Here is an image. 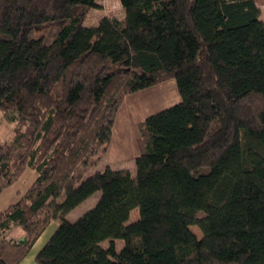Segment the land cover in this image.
<instances>
[{
  "label": "trees",
  "instance_id": "obj_1",
  "mask_svg": "<svg viewBox=\"0 0 264 264\" xmlns=\"http://www.w3.org/2000/svg\"><path fill=\"white\" fill-rule=\"evenodd\" d=\"M119 3L122 19L85 26L95 0H0V111L14 122L0 139V193L35 172L0 209V264H17L58 220L38 264H264L257 0ZM170 78L180 101L139 123L134 171H92L124 96Z\"/></svg>",
  "mask_w": 264,
  "mask_h": 264
},
{
  "label": "rangeland",
  "instance_id": "obj_2",
  "mask_svg": "<svg viewBox=\"0 0 264 264\" xmlns=\"http://www.w3.org/2000/svg\"><path fill=\"white\" fill-rule=\"evenodd\" d=\"M98 8H92L84 20L86 23H93L90 26L96 25L97 21L103 16L115 17L122 19L124 11L119 3V0H95ZM261 11V19L264 20V0H257ZM58 25V24H57ZM87 25V24H86ZM56 27L48 25L40 28L37 35L44 34L51 36ZM180 101V96L176 90L175 81L173 78L164 80L163 82L131 94L124 96L119 105L116 118L112 127V135L106 151L102 155L99 163L92 171L102 169L105 166L111 168H128L134 171V158L138 155V125L145 117L159 110L170 107ZM14 122L7 118V114L0 111V139H7L12 135ZM35 172L26 168L9 188L0 193V209L10 203H13L17 198V193L22 194L26 187L33 181ZM99 191L94 192L89 198L77 205L73 210L66 214L65 218L68 221H74L78 216L90 209L98 200ZM138 210H131L129 222L136 220ZM60 221H53L44 229L42 233L43 244L54 231V227ZM190 230L198 237H201V232L197 226L191 225ZM116 247L119 249L122 246V241L115 240ZM108 241L101 243L106 247ZM43 246V245H42ZM41 246V247H42Z\"/></svg>",
  "mask_w": 264,
  "mask_h": 264
},
{
  "label": "crops",
  "instance_id": "obj_3",
  "mask_svg": "<svg viewBox=\"0 0 264 264\" xmlns=\"http://www.w3.org/2000/svg\"><path fill=\"white\" fill-rule=\"evenodd\" d=\"M86 20H83V25L85 26H90L89 24L91 23H86L85 22ZM98 22V21H97ZM87 24V25H86ZM93 24V23H92ZM91 24V25H92ZM97 24V23H96ZM53 221H51L50 223L52 224ZM49 223V224H50ZM48 224V225H49ZM55 228V227H54ZM43 233V232H42ZM42 233L41 235L35 240V242L33 243V245L30 247L29 251L26 253V255L17 263V264H38L36 261H35V256H36V253L38 252V250L41 248V246L43 245V240H41L42 238ZM7 236H18V239L19 238H22V234H21V231L16 228V227H13L9 233L7 234Z\"/></svg>",
  "mask_w": 264,
  "mask_h": 264
},
{
  "label": "water",
  "instance_id": "obj_4",
  "mask_svg": "<svg viewBox=\"0 0 264 264\" xmlns=\"http://www.w3.org/2000/svg\"><path fill=\"white\" fill-rule=\"evenodd\" d=\"M24 240H23V238H19V242H23Z\"/></svg>",
  "mask_w": 264,
  "mask_h": 264
}]
</instances>
